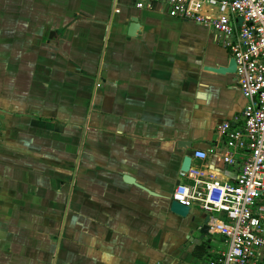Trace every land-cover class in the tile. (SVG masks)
<instances>
[{"label": "crops", "instance_id": "1", "mask_svg": "<svg viewBox=\"0 0 264 264\" xmlns=\"http://www.w3.org/2000/svg\"><path fill=\"white\" fill-rule=\"evenodd\" d=\"M224 42L156 3L0 0V264H202L224 251L219 236L198 240L206 213L168 210L182 155L206 152L189 166L218 180L236 173L214 131L245 102L234 75L203 70L231 57Z\"/></svg>", "mask_w": 264, "mask_h": 264}, {"label": "built area", "instance_id": "2", "mask_svg": "<svg viewBox=\"0 0 264 264\" xmlns=\"http://www.w3.org/2000/svg\"><path fill=\"white\" fill-rule=\"evenodd\" d=\"M156 3L171 18L191 21L224 38L235 63V83L244 106L235 125L223 122L220 161L235 167L231 181L216 179L205 167L179 173L170 201L207 214V233L225 250L202 264H264V0H134V7ZM199 7L215 9L203 16ZM118 12V10H114ZM192 160L204 161L195 150Z\"/></svg>", "mask_w": 264, "mask_h": 264}, {"label": "water", "instance_id": "3", "mask_svg": "<svg viewBox=\"0 0 264 264\" xmlns=\"http://www.w3.org/2000/svg\"><path fill=\"white\" fill-rule=\"evenodd\" d=\"M128 22L129 23L127 24L126 29H125V35L127 38L133 37L134 34L138 31V20L135 17H129ZM51 38H53L52 35L48 36V39H51ZM215 62L218 65L214 67L205 66L203 67V70L215 73L217 75L227 74V75H234L235 77V63L232 57L226 59V62L224 65L219 64L220 62L219 58L216 59ZM190 161H191L190 155H187V154L182 155L180 166H179V172H186L189 168ZM123 180L133 185H136L132 181V179H129L128 177H124ZM178 182L179 181H176L174 186H176ZM168 210L170 213L178 217H181V218H185L189 212V209L187 207H184L174 201L169 202ZM207 220H208V216L206 215L204 219L202 220L200 227L199 228L195 227L197 234H198V240H202L204 237L209 236V234L207 233V226H206Z\"/></svg>", "mask_w": 264, "mask_h": 264}]
</instances>
